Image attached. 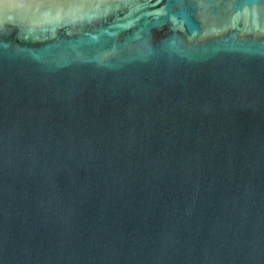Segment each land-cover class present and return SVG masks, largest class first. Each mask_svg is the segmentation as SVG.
Listing matches in <instances>:
<instances>
[{
	"label": "water",
	"instance_id": "95a60500",
	"mask_svg": "<svg viewBox=\"0 0 264 264\" xmlns=\"http://www.w3.org/2000/svg\"><path fill=\"white\" fill-rule=\"evenodd\" d=\"M0 264H264V0H0Z\"/></svg>",
	"mask_w": 264,
	"mask_h": 264
}]
</instances>
